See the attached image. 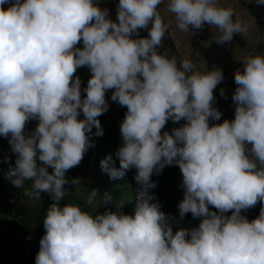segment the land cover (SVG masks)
<instances>
[{"label":"clouds","instance_id":"obj_1","mask_svg":"<svg viewBox=\"0 0 264 264\" xmlns=\"http://www.w3.org/2000/svg\"><path fill=\"white\" fill-rule=\"evenodd\" d=\"M163 2L119 0L113 21L95 0H0V135L10 136L17 154L7 177L17 188L32 182L31 191L22 190L28 198L14 196L22 208L8 234L31 229V237L43 230L37 226L43 219L35 264H264V55L243 58V71L234 74L235 117L210 126V117L221 116L212 102L223 73L194 71L190 59L178 65L176 57L157 53L167 31L158 11ZM167 10L182 31L205 23L215 27L218 43L248 31L219 0H167ZM142 28L148 36L133 39ZM81 41L83 47H77ZM82 66L92 73L84 97L80 78L73 80ZM109 89L127 112L120 125L123 144L116 151L119 167H109V157L101 161L102 169L115 179L135 167L134 179L147 189L155 187L154 170L175 162L185 189L180 216L203 217L198 227L173 233L146 191L132 214L120 206L95 215L72 203L61 206L69 182L65 173L92 146V128L102 135L98 117L107 111ZM80 110L84 119H78ZM30 119L38 124L26 136ZM169 119L187 122L161 134ZM41 193L51 200H41ZM96 197L92 190L87 203ZM258 202L255 219L241 215Z\"/></svg>","mask_w":264,"mask_h":264},{"label":"trees","instance_id":"obj_2","mask_svg":"<svg viewBox=\"0 0 264 264\" xmlns=\"http://www.w3.org/2000/svg\"><path fill=\"white\" fill-rule=\"evenodd\" d=\"M116 7H118V5H116ZM247 7L252 10L250 4H247ZM116 20L117 18H114V21ZM139 30H141V35L145 33V30H143V28ZM135 33L136 32H134V34ZM77 47L82 48L83 45ZM91 75L92 73L88 66H82L77 68L75 76L73 77V80L76 77H79L81 80L82 97L86 95L84 89L87 87V83ZM113 91L114 89L106 90L105 99L108 108L103 115L98 117L102 129V135L97 134V130L95 127H93L91 133L88 134L89 140L92 142V146L83 155L85 164L82 165H84L85 168L78 169V167L75 166L68 170L76 175L78 181L77 186H79L81 189L82 186L87 184L86 190L89 191V194L92 190H96V207H87V202L80 197H76L74 194H72L68 186H64L65 196L60 201L61 206L67 203H72L80 206L82 210L93 213L94 215L97 213L102 214L106 210L115 211L117 207L120 206L121 210L125 214H132L136 199H134L133 197L124 198L123 202H121L115 198L114 187L109 186L113 184L128 185L130 186V189H134L136 191V194L138 196L145 191L147 192V194H151L153 196V200L150 201V203L159 204V210L165 213L167 223L171 225L173 233H175V231L182 227L188 229L198 227L203 217H194L190 212L183 217L180 216L178 205L183 199H165L167 198V190L172 187L176 181L179 180L175 179V176H178L181 179L179 181L183 185V176L181 170L175 162L171 165H165L162 170H154L150 179L155 183V187L147 189H145L144 186L136 182V180L134 179L137 173V169L135 167L127 170L126 174L123 177L115 179L111 178L109 173L106 170L102 169L101 161L109 157V167H119V158L116 156V151L123 144L120 125L125 118L127 108L126 106H121L118 102L111 99ZM234 117L235 114L230 120H233ZM78 119H84L82 110L79 111ZM186 122L187 121L185 119H181L180 121L173 123V121L169 119L166 122L164 128L161 130V134H163V132L165 131L171 134L174 129L182 127ZM37 124V119H30L25 125L24 134L26 136L32 134L37 127ZM9 140L10 136H0V227H7L8 229L4 230L1 233V238L6 236V234L13 230L15 226L14 221H16L17 218H20L17 217V212L20 211L22 206L17 204V200L14 196L18 197L22 194L26 198H28V196L22 193V190L31 191L32 183L31 181H26L23 188H17L13 186L11 180H9V178L7 177V173L9 172L10 168L15 166V160L17 156V154L13 152ZM37 163L40 164L38 158ZM3 167H7V169L5 168V170H7V173L3 171ZM48 171L51 172L52 169L49 168ZM79 171H81V175L84 177V180L82 181L78 178V173H80ZM41 196L44 197L43 200L45 201L51 200L50 194L48 193H41ZM261 206V202H258L254 207L248 208L247 210H242L241 215L245 216L249 221H251L259 215ZM208 207L210 211H214L217 212V214H220L219 210L215 209L213 206L209 205ZM4 213H6L7 216H4ZM231 214V211L223 213V215L225 216H230ZM40 221L41 223H43V219H41ZM41 227L43 228V230L34 231L35 234L32 237L37 242H40L41 237L45 234L43 225ZM30 232L33 231L30 229L26 232V234ZM7 239H9V241L4 244L5 248L0 251L3 255V258H0V264H35V257L38 252L29 250V248L24 245V242L23 244L21 243V239L18 236L8 234L4 241H6Z\"/></svg>","mask_w":264,"mask_h":264},{"label":"rangeland","instance_id":"obj_3","mask_svg":"<svg viewBox=\"0 0 264 264\" xmlns=\"http://www.w3.org/2000/svg\"><path fill=\"white\" fill-rule=\"evenodd\" d=\"M95 2L101 9L108 10V17L111 20L114 21V18H117L116 5H118L119 0H95ZM219 4L223 7H231L234 10V19H239L248 25L247 33H235L230 42L218 43L216 37L220 33L215 27L205 23L199 30L190 25L188 32L182 31L177 27L174 15L167 10V0H164V2L158 6V10L164 20L167 31L161 45L156 48L157 53L166 54L169 58L176 57L178 65L180 60L190 59L194 64V71L198 70L203 72L219 69L223 73V79L213 90L214 100L212 102V106L221 113V116L218 121L210 117V126L223 122L225 119L230 120L235 114L236 103L233 100V94L237 85L235 83L234 74L237 70L243 71V58L249 53L264 55V4L257 3V0H219ZM247 4H250L252 10L247 7ZM3 7L7 8L9 4L6 3ZM150 27L151 24H149L148 28ZM148 28H143V30H145L143 35H141V30H138L135 34L132 33V38L138 39L147 37ZM81 45H83L82 41L77 46ZM221 90H223V95H221ZM246 149L250 150L251 145L246 144ZM82 164H85V159H82L77 166L78 169L85 168ZM5 168L7 169V167H3V171L7 173ZM79 172L78 178L82 181L84 177L81 175V171ZM66 178L69 182L65 184V186H68L69 190L76 197H80L87 202L89 196V191L86 190L87 184L84 186L81 185V189L77 186L78 181L72 183L73 180H77V177L70 171L66 173ZM175 179L181 180L178 176H175ZM179 180L167 190L166 200L184 198L185 189ZM109 186L114 187L115 198L121 202H123L124 198H138L136 191L130 189L128 185L113 184ZM40 199L43 200L44 197L40 196ZM24 203L27 205L36 204L20 200V204ZM87 207L95 208V201L91 205L87 203ZM44 212H46V209H44ZM4 216H7V214L4 213ZM40 220L37 222V226L43 225ZM4 230H7L6 227H0V238ZM14 235L24 240V245L27 246L29 250L33 252L39 251L40 242L35 241L32 238L33 236H27L28 234L23 232V230H16ZM6 236H8V234H6Z\"/></svg>","mask_w":264,"mask_h":264},{"label":"bare ground","instance_id":"obj_4","mask_svg":"<svg viewBox=\"0 0 264 264\" xmlns=\"http://www.w3.org/2000/svg\"><path fill=\"white\" fill-rule=\"evenodd\" d=\"M10 180V179H9Z\"/></svg>","mask_w":264,"mask_h":264}]
</instances>
